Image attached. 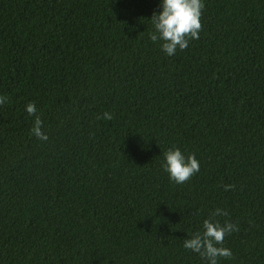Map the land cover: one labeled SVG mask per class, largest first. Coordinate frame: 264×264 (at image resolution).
<instances>
[{
  "label": "trees",
  "instance_id": "1",
  "mask_svg": "<svg viewBox=\"0 0 264 264\" xmlns=\"http://www.w3.org/2000/svg\"><path fill=\"white\" fill-rule=\"evenodd\" d=\"M203 4L168 56L159 0H0V264H206L205 218L238 229L217 264H264V0ZM172 146L199 161L181 184Z\"/></svg>",
  "mask_w": 264,
  "mask_h": 264
},
{
  "label": "clouds",
  "instance_id": "2",
  "mask_svg": "<svg viewBox=\"0 0 264 264\" xmlns=\"http://www.w3.org/2000/svg\"><path fill=\"white\" fill-rule=\"evenodd\" d=\"M159 5V11H154L150 17L153 30L148 33V38L152 42H158L165 55L172 56L177 49L186 48L189 39L199 38L203 0H159ZM7 100L6 95H0V105L5 104ZM25 111L34 117L30 135L46 141L48 136L42 130L43 121L37 114L35 103H26ZM103 118L111 119V113L104 112ZM161 167L171 181L181 184L199 171V161L194 154L185 155L179 147L172 146L164 151ZM211 215L226 216L227 212L216 208ZM201 228L202 231L192 233L189 238L184 239V248L198 253L205 259L206 264H217L218 257L232 256L231 249L222 245L226 234L238 230L233 222L225 220L221 224L216 219L205 218Z\"/></svg>",
  "mask_w": 264,
  "mask_h": 264
}]
</instances>
